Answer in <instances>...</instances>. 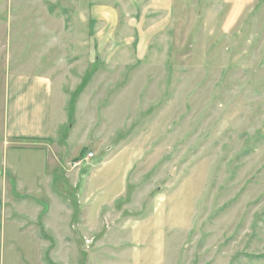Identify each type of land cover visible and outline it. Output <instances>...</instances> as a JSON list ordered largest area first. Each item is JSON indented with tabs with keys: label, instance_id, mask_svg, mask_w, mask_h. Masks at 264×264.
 Wrapping results in <instances>:
<instances>
[{
	"label": "rangeland",
	"instance_id": "rangeland-1",
	"mask_svg": "<svg viewBox=\"0 0 264 264\" xmlns=\"http://www.w3.org/2000/svg\"><path fill=\"white\" fill-rule=\"evenodd\" d=\"M41 3L66 14L64 43L37 38ZM74 3L0 0V19L12 21L11 41L0 43V129L6 77L18 59L32 62L51 76L58 154L47 156L62 159L61 168L50 166L63 175L42 174L44 152H21L13 165L2 130L0 174L8 170L12 186L46 207L60 194L67 162L84 171L80 186L92 180L90 198L82 192L79 200L98 230L90 248L81 242L93 264H264V0L229 34L220 29L230 4L174 0V24L141 43H70ZM89 153L93 161L75 168ZM73 184L69 200L78 196ZM116 207L129 212L122 222L100 217ZM12 237L7 228L4 264H30ZM59 254L44 253V262L74 264L77 250Z\"/></svg>",
	"mask_w": 264,
	"mask_h": 264
},
{
	"label": "crops",
	"instance_id": "crops-1",
	"mask_svg": "<svg viewBox=\"0 0 264 264\" xmlns=\"http://www.w3.org/2000/svg\"><path fill=\"white\" fill-rule=\"evenodd\" d=\"M73 1L77 9L74 12L71 29L73 39L70 43H127L130 37L133 38V42L141 43L145 40L144 38H148V34L157 33L162 28L166 30L174 24V0H105L109 2L106 3L107 5L91 2L88 8L82 7L79 0ZM90 1L86 0L84 5ZM256 1L222 0L224 6L227 7L230 4L231 7L228 8L224 16L221 32L229 34L231 31L237 30L238 25L242 23L243 16L250 17L254 14ZM41 4L44 8L39 11L42 12V18L39 20L41 26L37 32V38L49 39L52 43H64L66 14L64 11L61 13L55 10V15L50 14V8L46 6V3ZM220 16L217 15L216 21ZM11 25L12 21L8 15L6 19H0V43L11 41L9 35ZM33 32H35L34 28L31 35ZM121 32L125 34H120ZM129 33L132 35L130 36ZM17 63L14 72L7 75L4 85L7 100L6 118L3 128L0 129L4 138L2 150L3 152L6 150L7 153L12 152L10 160L13 165H16L18 154L21 152L31 150L39 153L44 152L45 157L39 155L43 157L42 174L45 177L51 176L53 179V176L63 175V173L57 167L50 166L53 160L54 165L58 162L61 168L62 159L55 156L50 159L47 156L48 152L58 154L53 150L57 143L53 139L52 128L53 84L51 76L34 72L35 65H32V62H23L22 59H18ZM36 64L40 65V62L36 61ZM69 166L68 162L66 168L62 166L63 172L66 174V181L63 180L59 184L57 193L60 194H57L58 196L55 194L58 199L55 197L56 200L52 202V205L47 204L46 207L38 203L40 200L33 202L22 190L12 186L13 181L10 179L8 170L6 173L0 174V264L5 263L4 248L7 228L13 234L10 240L13 244L21 245L23 255L30 264L34 262L46 264L43 258L44 253L59 259L61 251L70 255L71 249L77 250L74 264H93L92 258L85 253L87 251L81 242L83 239L94 240L88 236L98 230L90 220L92 209L88 204L85 205V202L90 198L88 193L91 191L92 180H87L85 190H81L80 182L82 183L81 178L84 171L81 173L79 170H72ZM11 172L13 177L18 180L17 174L13 170ZM30 178L32 177L26 174L24 182L29 183ZM71 178L77 179L76 181L72 180L74 184L71 185V189L75 190L76 196H78L76 199L69 200L72 194L67 191V187L70 188ZM35 182L37 181L34 179ZM41 188H44V184ZM30 192H34V190ZM82 192L85 193L87 199L83 204L79 200ZM45 195L51 199L48 188ZM82 206L89 207H85L82 211ZM116 210V214L113 209L111 214L106 216L108 212L104 211L103 213V210L100 209L99 214L100 217L104 216V219L112 218L114 223H118L121 219L124 220L129 215V212H125V216H123V212L119 211L120 208L116 207ZM68 226L71 227V232H69ZM20 233L25 234L19 237ZM74 239L76 241L73 242ZM81 252L84 256H81ZM74 256H76L75 253Z\"/></svg>",
	"mask_w": 264,
	"mask_h": 264
},
{
	"label": "built area",
	"instance_id": "built-area-1",
	"mask_svg": "<svg viewBox=\"0 0 264 264\" xmlns=\"http://www.w3.org/2000/svg\"><path fill=\"white\" fill-rule=\"evenodd\" d=\"M94 158H95V155L93 153H89L85 158L80 159L77 162H75L74 167L79 168V167L83 166L84 162H91V161H93ZM92 244H93L92 239L85 241V245H86L87 249L90 248V246H92Z\"/></svg>",
	"mask_w": 264,
	"mask_h": 264
},
{
	"label": "trees",
	"instance_id": "trees-1",
	"mask_svg": "<svg viewBox=\"0 0 264 264\" xmlns=\"http://www.w3.org/2000/svg\"><path fill=\"white\" fill-rule=\"evenodd\" d=\"M85 156H86L85 154H83V155H81V156H78V158H77L75 161H78V160H80V159H83Z\"/></svg>",
	"mask_w": 264,
	"mask_h": 264
}]
</instances>
